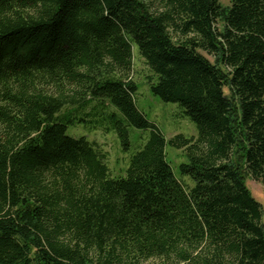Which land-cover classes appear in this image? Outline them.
Instances as JSON below:
<instances>
[{
	"label": "trees",
	"instance_id": "obj_1",
	"mask_svg": "<svg viewBox=\"0 0 264 264\" xmlns=\"http://www.w3.org/2000/svg\"><path fill=\"white\" fill-rule=\"evenodd\" d=\"M221 1L0 0V264H264L244 183L264 187V0ZM134 46L196 137L167 141L137 108ZM90 123L123 150L149 130L123 176L66 134Z\"/></svg>",
	"mask_w": 264,
	"mask_h": 264
},
{
	"label": "rangeland",
	"instance_id": "obj_2",
	"mask_svg": "<svg viewBox=\"0 0 264 264\" xmlns=\"http://www.w3.org/2000/svg\"><path fill=\"white\" fill-rule=\"evenodd\" d=\"M223 6H229L230 0H222ZM219 29L221 26L218 25ZM210 63L214 64L215 60L212 56L203 51H199ZM151 76V72L146 66L144 60L139 56L136 46L133 47L132 71L128 75L138 87L136 94V106L145 115V117L155 124L168 141L172 137L182 134L185 137H196L197 129L195 125L185 116L182 115L181 108L170 102H163L158 97L152 95L149 89L147 78ZM223 92L229 96V91L224 88ZM96 102L90 103L79 113H92ZM97 106V105H96ZM97 109V108H96ZM101 111V108H98ZM97 110V111H98ZM98 111V113H99ZM108 111L109 108H108ZM100 117V115L98 116ZM97 116H90L91 120L98 119ZM94 124H78L69 126L66 134L75 138L85 137L88 141L98 145L102 152L106 155L107 165L110 175L114 178L124 175L130 158L139 151L147 139L149 138V130H139L134 127H128L129 147L123 150L119 139L114 131L105 132L97 129ZM166 159L171 165L176 176L189 187L194 182L189 177L181 178L178 174V166L184 163L185 157L183 151L176 150L169 146L166 147ZM244 183L251 196L260 204L263 212L262 224L264 225V187L257 181L253 180L248 173H244ZM159 260H150L143 264H158Z\"/></svg>",
	"mask_w": 264,
	"mask_h": 264
}]
</instances>
